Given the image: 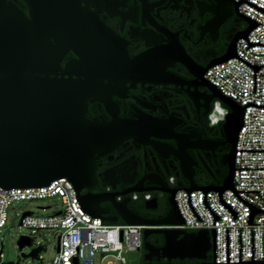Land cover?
<instances>
[{"label": "water", "instance_id": "water-1", "mask_svg": "<svg viewBox=\"0 0 264 264\" xmlns=\"http://www.w3.org/2000/svg\"><path fill=\"white\" fill-rule=\"evenodd\" d=\"M26 14L18 4L0 0V187L37 188L52 181L65 178L70 181L82 208L95 218L116 224V220L102 218L100 196L90 193L83 195L96 182V159L106 155L127 140L150 144V139L169 138L160 133L162 125L149 118L130 121L115 118L112 122H93L86 117L88 99L99 93L104 80L102 70L117 65L136 66L121 41L81 0H23ZM238 7L239 4L235 3ZM247 28L238 32L224 57L208 64L206 71L217 63L236 56V43L247 38L256 24L240 14ZM68 51L78 57L72 63L77 72L62 70L61 61ZM191 66V63H187ZM71 66L68 64L67 69ZM76 75V78L73 77ZM209 84L213 99L220 100L230 109L224 131L227 142L232 145L229 153L228 176L220 186L197 187L192 175L185 178L190 185L187 191H215L222 195L226 190H234V170L236 143L243 125L244 107L224 96ZM163 150L157 143H152ZM217 144L198 141L193 146L182 147L177 153L188 159L189 148L212 150ZM160 191H167L161 182H153ZM152 188H135L133 192H150ZM129 192H124L125 195ZM176 190L169 191L171 210L166 218L146 220L133 210L124 199L116 206L118 216L129 225H181L183 218L174 200ZM154 208L157 199L147 202ZM29 213L23 214V218ZM157 230L147 229L143 239ZM167 244L164 256L193 257L205 261L206 252L214 245V231L167 230ZM181 237V239H178ZM31 245L29 236H21L17 242L20 250ZM149 243L146 250H151ZM42 246L23 253L21 258L38 259ZM21 261V260H20ZM17 262L16 264L20 263ZM0 264L2 254L0 253ZM74 264L78 260L74 259Z\"/></svg>", "mask_w": 264, "mask_h": 264}, {"label": "flooded vegetation", "instance_id": "flooded-vegetation-1", "mask_svg": "<svg viewBox=\"0 0 264 264\" xmlns=\"http://www.w3.org/2000/svg\"><path fill=\"white\" fill-rule=\"evenodd\" d=\"M9 1L28 14L23 0ZM81 1L121 41L130 60L136 61V66L102 70L103 86L88 99L86 117L106 123L115 118H149L162 125L160 133L170 136L151 138L150 144L130 139L98 157L97 182L82 194L104 198L101 217L116 223L123 222L116 206L128 198L130 209L144 219L162 220L171 210L169 191L190 185L186 174L192 175L197 187L220 186L229 174L232 145L227 142L224 124L214 120L215 99L202 72L225 56L247 23L233 0ZM77 60L79 57L68 51L61 61L62 70L77 72L72 66ZM198 141L217 145L212 150L189 148L187 160L177 154L182 147ZM152 143L164 149L160 151ZM170 178H174V185ZM153 182L163 183L167 191L158 190ZM135 188H152L153 199H157L155 207L150 208L142 198L132 201L130 191ZM124 192L129 193L122 195ZM151 230L158 232L143 239L138 264L203 263L193 257L164 256V231L170 229ZM147 243L152 248L149 251ZM213 255L211 244L204 260H211Z\"/></svg>", "mask_w": 264, "mask_h": 264}, {"label": "built area", "instance_id": "built-area-1", "mask_svg": "<svg viewBox=\"0 0 264 264\" xmlns=\"http://www.w3.org/2000/svg\"><path fill=\"white\" fill-rule=\"evenodd\" d=\"M240 14L256 27L236 43V56L217 63L205 79L224 96L244 107L234 170V190L222 195L215 191L176 189L175 203L183 218L181 225H129L106 223L86 213L73 184L65 178L37 188L0 187V234L7 225L8 208L14 202L59 198L63 210L49 217L29 213L21 227L53 230L58 234V252L53 264H90L97 254L113 255L127 264L125 254L138 252L143 232L164 228L199 232L214 231L213 264H264V0H233ZM248 25L244 29L247 28ZM243 29V30H244ZM230 109L215 100V122L224 124ZM174 185V178H170ZM153 200L151 192H133L131 200ZM45 210V208H42Z\"/></svg>", "mask_w": 264, "mask_h": 264}, {"label": "rangeland", "instance_id": "rangeland-1", "mask_svg": "<svg viewBox=\"0 0 264 264\" xmlns=\"http://www.w3.org/2000/svg\"><path fill=\"white\" fill-rule=\"evenodd\" d=\"M42 208H45L43 210ZM64 205L59 198H48L43 200H27L14 202L8 208V221L6 227L0 234V253L2 263L16 264L21 260V264H53L58 252V234L53 230L37 229L34 233L32 229L21 227V219L24 213L29 212L35 217H49L63 210ZM21 236H29L31 245L23 251L17 246ZM42 246L41 257L38 259L21 258L23 253L29 254L32 249ZM127 264H138L139 253L131 252L125 254ZM84 264V263H81ZM90 264H121L115 261L113 255L97 254Z\"/></svg>", "mask_w": 264, "mask_h": 264}]
</instances>
